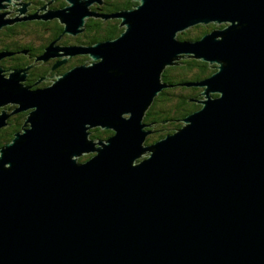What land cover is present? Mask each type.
<instances>
[{"label":"water","instance_id":"obj_1","mask_svg":"<svg viewBox=\"0 0 264 264\" xmlns=\"http://www.w3.org/2000/svg\"><path fill=\"white\" fill-rule=\"evenodd\" d=\"M66 1L42 17L76 33L92 0ZM136 1L112 14L117 37L63 49L91 64L33 90L0 74V107L17 105L0 128L29 110L0 147V264H264V0ZM5 14L0 29L20 19ZM210 23L225 25L177 37ZM187 57L216 67L184 83L201 106L146 144L162 73Z\"/></svg>","mask_w":264,"mask_h":264},{"label":"flooded vegetation","instance_id":"obj_2","mask_svg":"<svg viewBox=\"0 0 264 264\" xmlns=\"http://www.w3.org/2000/svg\"><path fill=\"white\" fill-rule=\"evenodd\" d=\"M4 3L6 6L2 11L7 13V17L20 19L12 24L4 25L0 29V52L7 53L0 57V74H3L4 77H8L9 74L24 75V79L20 83L33 90L50 85L56 77L75 66L89 65L94 62L89 53L78 52L73 49V53L69 54L65 53L63 49L68 46L86 49L96 43L113 39V37H110V33L114 25L118 23V28L116 29L123 27L120 26L121 19L112 17V14L134 8L138 1L92 0L89 5L90 15L84 18L83 25L79 27L76 33L63 32L64 25L57 17L51 19L42 17L45 14V10L48 13L49 11H57L65 7L67 5L66 0H10ZM18 11L20 15H18ZM32 16L34 18H31ZM50 43H54L60 48L55 50L54 55L52 54L53 56L42 59L41 56L45 52V47ZM209 65L215 71V64ZM183 87L189 92V95H187L190 98L189 101L200 104L203 87L194 85ZM16 107V104H7L4 107H0V112L4 109L11 113ZM28 111H18L10 114L6 125L2 128H6L9 124L17 122L18 119L24 116L23 126ZM144 118L143 122L150 124L146 129L152 131L147 138L151 135L160 136L164 132L165 134L173 133L176 130V127L170 124L171 118L159 119L156 113H150L147 120H144ZM167 124L169 125L165 127ZM100 130L108 131L105 136L104 134L100 135L97 138L98 140L100 138L105 139L113 134L111 129L99 127L90 129L91 134ZM145 143L149 144L148 142Z\"/></svg>","mask_w":264,"mask_h":264},{"label":"trees","instance_id":"obj_3","mask_svg":"<svg viewBox=\"0 0 264 264\" xmlns=\"http://www.w3.org/2000/svg\"><path fill=\"white\" fill-rule=\"evenodd\" d=\"M117 26L118 23L114 25V27L112 28L110 37L115 38L123 30V28L116 29L118 28ZM215 26L223 27L224 24H219V25L214 23H210L207 25L197 24L185 30L184 32L179 33L177 37L179 39H198L206 32L212 30ZM191 29L192 30L195 29L197 31V33L193 36H189ZM183 59L179 61L180 64L168 66L163 71L162 79L170 86L162 89L155 96L153 103L150 105V107L148 108L145 114L144 120L149 119L150 113H156L159 119L171 118L172 120L170 124L175 126L176 129H178L181 126V123L179 121H181L185 116H187L189 113L195 111L197 108L201 106L200 104H196L194 102L189 101L190 98L187 96L189 95L188 94L189 92H187L186 89L183 87L186 86L184 85V83L186 84V83L200 81L201 78H205L209 76L212 72H214V70H212L211 66L209 65L210 63L206 61L197 60L192 57H187L186 60ZM170 72L172 73L170 74ZM178 86H180L181 89L185 92H180L179 95L172 96L170 92L172 91V89H177ZM167 103L170 105L168 106ZM23 120H24V116L18 119L17 122H13L9 124L6 128H2L0 130V147L11 140L14 132L17 131L22 126ZM168 125L169 124L165 125V127ZM107 131L108 130H100L98 132H94L93 134H91V137L97 139L100 135L104 134L105 136V133ZM166 134L164 132L157 137L151 135L147 138L146 142L151 143L157 139L164 137ZM89 157L82 156L79 158V161H84Z\"/></svg>","mask_w":264,"mask_h":264},{"label":"rangeland","instance_id":"obj_4","mask_svg":"<svg viewBox=\"0 0 264 264\" xmlns=\"http://www.w3.org/2000/svg\"><path fill=\"white\" fill-rule=\"evenodd\" d=\"M17 1H19V0H17ZM67 4H69L68 2H67ZM4 8H1L0 9V12H3L2 10H3ZM45 12V11H44ZM3 13H5V12H3ZM18 13H19V11H18ZM4 17L5 18H9V17H7V14H5L4 15ZM225 25V24H224ZM218 27H220V26H215L214 28H218ZM184 32V31H183ZM179 33H182V32H179ZM178 33V34H179ZM197 33V31L194 29V30H192L191 29V31H190V34H189V36H193V35H195ZM177 34V35H178ZM172 72H170V74H171ZM176 73V72H175ZM164 81V80H163ZM180 92H185V91H183L182 89H181V87L180 86H178V88L177 89H172V91L170 92V94L172 95V96H175V95H179L180 94ZM174 94V95H173ZM202 98H203V96H202ZM168 104V103H167ZM170 104H168V106H169ZM180 123H181V125H183V120H181V121H179ZM174 132V131H173ZM90 137H91V133H90ZM92 139H94V140H98V139H96V138H93V137H91ZM101 139V138H100ZM92 154L91 153H89V154H84V155H82V156H87V157H89V156H91ZM81 156V157H82ZM147 156V154L146 155H144V157H146ZM80 158V157H79Z\"/></svg>","mask_w":264,"mask_h":264},{"label":"bare ground","instance_id":"obj_5","mask_svg":"<svg viewBox=\"0 0 264 264\" xmlns=\"http://www.w3.org/2000/svg\"><path fill=\"white\" fill-rule=\"evenodd\" d=\"M215 24V23H214ZM13 105V104H12ZM21 112V111H20ZM92 154V153H91Z\"/></svg>","mask_w":264,"mask_h":264}]
</instances>
